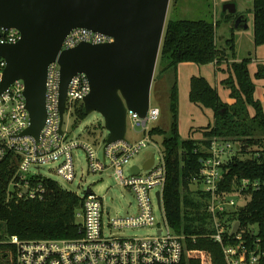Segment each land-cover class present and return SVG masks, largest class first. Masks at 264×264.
<instances>
[{
    "label": "built area",
    "instance_id": "built-area-1",
    "mask_svg": "<svg viewBox=\"0 0 264 264\" xmlns=\"http://www.w3.org/2000/svg\"><path fill=\"white\" fill-rule=\"evenodd\" d=\"M20 39L19 30L0 27V45H15ZM86 42L103 45L113 42V39L89 29H75L64 41L62 51ZM6 67V60L0 56V85ZM48 70L47 118L39 139L24 135L31 127L24 82L17 80L0 94V164L9 159L16 167L9 183L8 199L43 200L45 181L52 180L40 173L43 166H53L51 171L65 182L73 183L77 177L75 152L82 148L86 152L90 172L103 175L110 169L114 170L118 185L135 195L137 211L128 212L125 217L108 219L114 210L106 207L104 199L90 190L85 197L79 196L82 200L77 213L80 236L55 240H22L13 236L7 241L17 248V264H181L186 254V241L195 242L197 238L177 235L169 226L164 205L168 174L163 148L159 162L155 158L150 169L128 166L143 148L156 145L150 132L158 122L160 110L150 107L145 118L127 111V121L132 122L136 132L143 134L141 141L136 143L126 140L106 146L107 140L91 143L73 138L69 122L75 119L76 110L91 92L89 79L87 75L77 74L69 83L61 128L60 65L53 62ZM240 151L241 143L216 137L212 140L209 156L202 160L201 180L196 184V190L208 196L206 213L209 224L206 226L212 231L203 238L221 246L226 264H264V245L259 237V228L255 232L254 226L243 227L238 220V212L246 208L251 193L260 190L261 183L242 178L233 184L230 191L220 188L226 174L224 166H228ZM245 158L241 155V159ZM135 166L140 169L139 173L132 171ZM237 198L243 204H239ZM157 212L160 213L159 222ZM236 222L240 226L233 232ZM145 228H156V232L144 237L124 236L128 230ZM250 235L252 239L249 240L247 236Z\"/></svg>",
    "mask_w": 264,
    "mask_h": 264
},
{
    "label": "trees",
    "instance_id": "trees-1",
    "mask_svg": "<svg viewBox=\"0 0 264 264\" xmlns=\"http://www.w3.org/2000/svg\"><path fill=\"white\" fill-rule=\"evenodd\" d=\"M252 12L254 44L263 46L264 0H253ZM235 18L227 13L223 21L227 23ZM218 26V20L168 19L158 59V77L177 70L182 63L198 66L213 64L216 71L227 74L222 84L230 89L233 100L232 104L224 103L217 87L205 77L194 76L190 82L189 100L202 108L212 109L215 122L203 129V140H183L179 134V102L175 83L170 95L171 135L165 136V132L156 127L150 132L152 137H164L163 154L168 174L164 205L169 226L177 235L197 237L195 242L186 241V254L181 264H226L221 246L203 238V235L212 232L206 226L209 224L206 213L208 196L191 190L201 180L202 160L209 156L212 140L216 137L242 144L239 155L224 166L226 174L221 190L230 191L233 184L242 178L261 183L260 190L251 193L246 208L238 212V220L243 227L258 226L264 245V107L255 96L257 87L250 72L251 58L236 61L234 37L228 40L227 49L219 48ZM254 77L264 79V66L259 65ZM250 109L254 111L253 115ZM86 117L85 107L81 105L76 110L75 119L83 121ZM96 131L89 129V136L94 137ZM241 155L247 158L243 160ZM15 171L16 167L9 159L0 164V264H17V248L7 241L13 236L22 240L73 239L80 236L77 213L82 200L78 194L65 190L55 180H46L43 200H9L7 191ZM247 239H252L251 235Z\"/></svg>",
    "mask_w": 264,
    "mask_h": 264
},
{
    "label": "water",
    "instance_id": "water-1",
    "mask_svg": "<svg viewBox=\"0 0 264 264\" xmlns=\"http://www.w3.org/2000/svg\"><path fill=\"white\" fill-rule=\"evenodd\" d=\"M170 4L171 0H0V27L15 28L21 35L15 45H0V56L7 62L0 94L17 80L24 82L31 124L24 135L39 139L45 127L48 67L57 61L61 128L69 83L84 74L91 87L83 102L86 115L97 112L103 117L109 132L106 146L126 141L127 111L145 118L151 107ZM227 13L237 14L234 2L224 6L223 17ZM234 28L247 29V17H238ZM75 29L105 34L113 42H86L62 51ZM154 161L153 156L143 168L150 169ZM132 171L140 169L135 166ZM239 226L236 222L233 232Z\"/></svg>",
    "mask_w": 264,
    "mask_h": 264
},
{
    "label": "rangeland",
    "instance_id": "rangeland-1",
    "mask_svg": "<svg viewBox=\"0 0 264 264\" xmlns=\"http://www.w3.org/2000/svg\"><path fill=\"white\" fill-rule=\"evenodd\" d=\"M231 0H171L168 19L175 20H205V21H219L217 27V45L221 49H227V42L232 37L235 38L236 61L242 62L246 58H251L250 72L253 82L256 83V99L260 100L264 107V79L257 80L254 75L258 71L259 65L264 66V45L255 46L254 44V14L253 0H235L237 15H244L248 19V29L243 28L236 30L234 27L235 20L230 22L223 21V9L226 3ZM177 5V6H176ZM160 63H157V71L153 88L151 92V107L160 110L158 122L154 125L156 128H161L165 132V136L171 135L172 116L170 111V95L172 88L177 85L178 102H179V134L183 140H203L202 131L204 128L212 125L215 122L214 112L211 109L202 108L201 106L190 102L189 94L191 91V79L196 77H205L210 84L218 88L220 99L226 104H232L233 100L230 98V89H228L222 82L227 78L224 72L216 71L213 64L198 66L196 64L182 63L177 70H172L158 77V68ZM226 68V67H225ZM251 115L254 111L250 109ZM67 123V122H66ZM70 136L83 141L91 143L101 142L108 137V130L105 127L103 117L97 113L87 115L83 121L71 119L69 122ZM89 129H97L95 136L90 137ZM126 138L131 143L141 141L143 134L136 132L133 124L128 120ZM155 144H150L143 148L138 155L131 161L129 167L138 165L143 167L144 164L153 156L158 160L161 158L160 150L163 148V136L154 137ZM257 138H263L258 136ZM258 150V148H254ZM76 158V179L73 183L65 182L54 171H51L53 166H43L41 174L44 177L58 181L62 187L80 197H85L87 191L90 189L100 198L104 199L106 207L114 210L108 219L112 217H125L130 213H135L137 210V200L135 195L127 189H122L114 175V170H108L105 174H95L90 172L88 158L84 149H79L75 152ZM196 191V186L191 188ZM239 204H243L240 198L236 199ZM153 201L154 197H153ZM158 222L160 221V213H156ZM253 230L258 231V227L254 226ZM156 228H145L143 230H128L124 236H139L155 234ZM197 238V237H196Z\"/></svg>",
    "mask_w": 264,
    "mask_h": 264
},
{
    "label": "crops",
    "instance_id": "crops-1",
    "mask_svg": "<svg viewBox=\"0 0 264 264\" xmlns=\"http://www.w3.org/2000/svg\"><path fill=\"white\" fill-rule=\"evenodd\" d=\"M178 2H179V0H177V4H178ZM230 2H234L235 3V0H231ZM177 6V5H176ZM249 22V21H248ZM233 29H234V27H233ZM236 29V28H235ZM240 29H243V28H238V29H236V30H240ZM248 29V28H247Z\"/></svg>",
    "mask_w": 264,
    "mask_h": 264
},
{
    "label": "flooded vegetation",
    "instance_id": "flooded-vegetation-1",
    "mask_svg": "<svg viewBox=\"0 0 264 264\" xmlns=\"http://www.w3.org/2000/svg\"><path fill=\"white\" fill-rule=\"evenodd\" d=\"M240 16H241V15H237V16H236V20H237V18L240 17ZM236 20H235V21H236Z\"/></svg>",
    "mask_w": 264,
    "mask_h": 264
}]
</instances>
